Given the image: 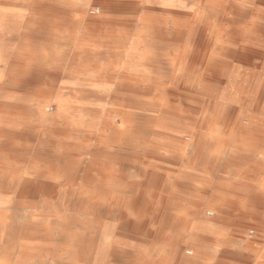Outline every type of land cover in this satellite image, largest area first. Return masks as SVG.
Listing matches in <instances>:
<instances>
[{"label": "bare ground", "instance_id": "1", "mask_svg": "<svg viewBox=\"0 0 264 264\" xmlns=\"http://www.w3.org/2000/svg\"><path fill=\"white\" fill-rule=\"evenodd\" d=\"M263 176L264 0H0V264H264Z\"/></svg>", "mask_w": 264, "mask_h": 264}, {"label": "rangeland", "instance_id": "2", "mask_svg": "<svg viewBox=\"0 0 264 264\" xmlns=\"http://www.w3.org/2000/svg\"><path fill=\"white\" fill-rule=\"evenodd\" d=\"M64 33L67 31V29H64V30H62ZM56 36H54V38H55ZM46 139V138H45ZM47 139H49L48 137H47ZM14 140H17L16 142V147L18 146V138L16 137ZM50 140V139H49ZM15 152H18V150L17 151H15ZM53 154V153H52ZM214 167L215 168H217V169H219V170H221L223 167H224V162L223 163H221V164H219V165H214ZM264 177V176H263ZM264 179V178H263ZM165 188V187H164ZM154 190V191H153ZM163 191V192H162ZM165 190L164 189H162V187H160L159 189H156V188H151V187H148V188H146L145 189V191H144V197H143V199H144V201H146L147 200V204L149 203V201H150V197L151 196H156L155 194H153V193H160V194H163V195H166L165 194V192H164ZM153 192V193H152ZM147 194V195H146ZM157 194V195H158ZM156 198V199H155ZM151 197V200L154 202L153 203V205L152 206H143V208H145L144 210L146 211L145 212V219H144V221L146 220H149V216H151L153 213H155V211H156V209H158V208H164L163 210H164V213H167V214H173V213H175V209H172L169 205H168V203L165 201V203H160V202H158L157 201V197ZM144 205V204H143ZM146 205V204H145ZM142 208V209H143ZM170 211V212H169ZM172 212V213H171ZM134 221H136V220H134ZM163 222V224L165 225H167V224H169L170 223V221L168 220L167 221V219L166 220H163L162 221ZM165 222V223H164ZM172 222V221H171ZM150 226V225H149ZM153 232V231H152ZM165 233V232H164ZM219 232H215L214 233V235H213V239H215V238H217L218 236H219ZM139 236V235H138ZM137 235L135 236V237H133L135 240H140V238L141 237H138ZM154 235H152L151 237H148L147 238V241H151L152 240V238H155V237H153ZM216 236V237H215ZM262 244V243H261Z\"/></svg>", "mask_w": 264, "mask_h": 264}]
</instances>
